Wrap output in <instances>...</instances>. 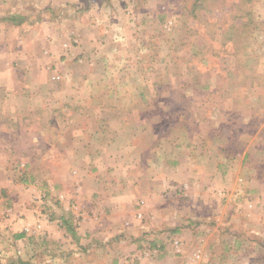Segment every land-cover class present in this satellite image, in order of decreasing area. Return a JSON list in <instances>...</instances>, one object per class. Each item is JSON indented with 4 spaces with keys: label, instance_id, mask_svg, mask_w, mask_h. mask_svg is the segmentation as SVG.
Segmentation results:
<instances>
[{
    "label": "rangeland",
    "instance_id": "1",
    "mask_svg": "<svg viewBox=\"0 0 264 264\" xmlns=\"http://www.w3.org/2000/svg\"><path fill=\"white\" fill-rule=\"evenodd\" d=\"M0 264H264V0H0Z\"/></svg>",
    "mask_w": 264,
    "mask_h": 264
},
{
    "label": "crops",
    "instance_id": "2",
    "mask_svg": "<svg viewBox=\"0 0 264 264\" xmlns=\"http://www.w3.org/2000/svg\"><path fill=\"white\" fill-rule=\"evenodd\" d=\"M59 0H42V4L44 5V6H47V5H49V6H54L57 2H58ZM45 3V4H44ZM179 161H177V159L175 160V161H173L172 162V165H170V167H169V165H167V162L165 161V164L164 165H166V168H163V169H161V170H154L153 172H152V174H150V175H153L154 176V178L156 179V182L154 183V184H152V183H150L149 182V184L147 185V189L146 190H144L143 192L141 191V190H138L139 192H140V195H142V197L141 198H145L144 200L145 201H147V202H153L154 203V205H153V209H149V211H152L154 214H156V216H158L159 215V212H160V208H159V202H160V199H158V197H161L162 198V196H161V193L159 192L160 190H159V187L156 185L157 184V182H162V185H165V186H167V187H171V186H178V185H180L181 183H179V182H177L176 180H174L172 177V174H173V172H175V171H180L178 168V165H179V163H178ZM173 164H174V166H173ZM125 180L126 181H128L127 180V178H125ZM139 180V179H138ZM182 182H185V181H182ZM141 185V184H140ZM140 185H138V187L140 186ZM167 190V192H168V188L166 189ZM165 190V191H166ZM139 195V194H138ZM139 195V196H140ZM144 196V197H143ZM164 196V195H163ZM134 197V196H133ZM171 199L169 198L168 199V201H170ZM131 201V199H129V198H126L125 200H122V201H116V202H112V203H110V204H107V205H109V206H107L106 208L109 210V211H111V212H120V211H125V212H127L128 211V209H129V206H128V202H130ZM103 205V204H102ZM103 208H105V207H103ZM131 208V207H130ZM163 211V218L161 219V220H159V221H155V224L154 223H152L151 225H157V226H159L158 224H162V225H164V226H170V225H172V224H175V223H178L180 226L181 225H184L181 221H182V218H181V220H178V221H175L174 219H172V215H171V213L169 212V210H162ZM125 212H123V213H125ZM222 218V217H221ZM220 218V219H221ZM47 227H50V226H47ZM250 255V254H249ZM248 255V256H249ZM249 258V260L251 259V258H253V256H249L248 257ZM247 258V259H248ZM246 259V260H247ZM200 260V259H199Z\"/></svg>",
    "mask_w": 264,
    "mask_h": 264
}]
</instances>
